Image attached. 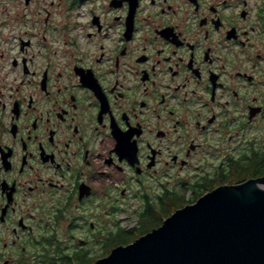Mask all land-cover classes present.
<instances>
[{
    "label": "flooded vegetation",
    "instance_id": "af4514ba",
    "mask_svg": "<svg viewBox=\"0 0 264 264\" xmlns=\"http://www.w3.org/2000/svg\"><path fill=\"white\" fill-rule=\"evenodd\" d=\"M15 1L0 28L2 264L106 257L159 227L179 185L264 176L242 178L264 154V0ZM109 225L128 234L111 248ZM94 235L98 254L56 245Z\"/></svg>",
    "mask_w": 264,
    "mask_h": 264
},
{
    "label": "water",
    "instance_id": "95a60500",
    "mask_svg": "<svg viewBox=\"0 0 264 264\" xmlns=\"http://www.w3.org/2000/svg\"><path fill=\"white\" fill-rule=\"evenodd\" d=\"M93 264H264V176L206 192Z\"/></svg>",
    "mask_w": 264,
    "mask_h": 264
},
{
    "label": "rangeland",
    "instance_id": "374dc122",
    "mask_svg": "<svg viewBox=\"0 0 264 264\" xmlns=\"http://www.w3.org/2000/svg\"><path fill=\"white\" fill-rule=\"evenodd\" d=\"M22 6L19 5L18 2H16L15 0H0V28H2L3 26H5V24H3V22L6 20V17L10 16V13L13 11H17V10H22ZM1 32V31H0ZM256 135L258 137H262L264 138V133L262 134L260 131H256ZM260 138L259 140H256V144L255 146L258 147L263 143H260L262 139ZM193 180V179H191ZM180 187V188H179ZM178 188H176V194H178L179 196L175 197L174 200V206H179L181 204H190V201L192 199V197L194 196V189L192 187H188V188H184L182 187V185H179ZM196 189V187H195ZM199 189V188H198ZM96 220V219H94ZM101 223H105V221H102ZM136 226V224L134 223V221H128L126 223H124L123 225L121 224L120 227L128 229V228H132L134 229ZM104 226L98 225L97 227H95V232L98 233V229H102ZM137 227H141L139 225H137ZM124 230L120 229V228H116V226L114 225H109L108 230H106L105 232V242H106V246H109L110 248L113 247L116 242L122 241L124 238L127 237L128 234H123ZM78 235H81V230H79ZM99 236L94 235V237L92 238V236L88 239V242H78V243H70L68 240L69 238H60L61 242H57L56 241V245H62L63 248L65 250H69L67 248V246H73V247H87L89 249L94 250V252L92 253V255L94 254H98L101 252V243L98 242V240H100V238H98ZM99 251V252H98ZM71 259H60V258H56V259H51L50 257L44 258V257H35V258H27V260L25 261L24 264H74V263H88V262H94L97 258L93 259V256H83L82 254H72L71 255ZM4 262V259H0V264H2Z\"/></svg>",
    "mask_w": 264,
    "mask_h": 264
},
{
    "label": "trees",
    "instance_id": "16d2710c",
    "mask_svg": "<svg viewBox=\"0 0 264 264\" xmlns=\"http://www.w3.org/2000/svg\"><path fill=\"white\" fill-rule=\"evenodd\" d=\"M250 167H253L252 169L250 168ZM244 169H243V171H244V174H242V178H245L246 176H257L258 174H262V173H264V154L263 153H255V155H254V157H253V159H252V162L251 163H249V164H247V165H245V167H243ZM249 168V169H248ZM241 178V179H242ZM222 182H224L225 181V179H222L221 180ZM200 187V186H199ZM211 190H213L212 188L210 189V187H206V186H202V187H200L198 190H197V195L195 196H193L192 197V199L190 200V201H188V202H190V203H193V202H195L200 196H202L203 194H205L206 192H209V191H211ZM177 196H179L178 194H176V196L175 197H177ZM185 205H187V204H181V205H179V206H174V209L173 210H170L169 212H167L166 214H165V218H163V220L161 219V221H160V224H162L163 223V221L168 217V216H170L172 213H174L177 209H179V208H181V207H183V206H185ZM148 230V229H147ZM147 230H143L142 232H141V234L142 235H144L145 234V232H147ZM142 235H138V234H136L135 236H136V239L138 238V237H140V236H142ZM133 238V237H132ZM131 239V238H130ZM89 263V262H88ZM88 263H83V264H88ZM73 264V263H72ZM74 264H82V263H74Z\"/></svg>",
    "mask_w": 264,
    "mask_h": 264
}]
</instances>
